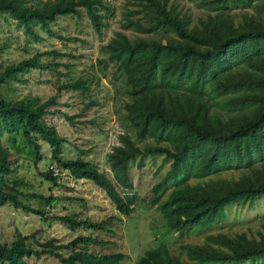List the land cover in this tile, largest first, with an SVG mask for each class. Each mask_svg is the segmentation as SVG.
I'll return each instance as SVG.
<instances>
[{"label":"trees","instance_id":"16d2710c","mask_svg":"<svg viewBox=\"0 0 264 264\" xmlns=\"http://www.w3.org/2000/svg\"><path fill=\"white\" fill-rule=\"evenodd\" d=\"M131 1L136 6L125 9L120 26L140 35L128 37L117 30L104 45L107 58L125 77L130 99L123 105L125 132L106 154L112 179L81 156H61L65 139L43 118L54 97L40 101L2 92L11 82H22L31 69H54L40 57L55 51H43L0 69V206L43 217L28 199H55L32 192L26 181H7L21 166L4 144L5 137L18 139L23 162L35 165L50 158L59 166L56 174L52 166L39 171L50 187L58 185L57 176L65 171L100 188L116 217L56 218L70 228L86 226L110 237L116 234L112 223L136 207L130 165L136 157L161 155L168 168L151 186L148 204L174 237L203 238L184 244L181 254L174 256L158 238L159 244L145 249L136 264H264V223L255 236L232 231L233 223H227L231 209L264 201V0H194L210 11L195 23L167 0ZM80 8L97 34L113 17L110 0H0V13L34 39L40 38L35 26L49 32L58 17L79 15ZM234 9L241 11L238 18ZM58 88L84 90L85 82L78 79ZM128 132L151 143L140 147ZM42 144L49 156L42 155ZM105 244L114 247L115 241L76 236L66 244L69 252L64 255L49 240L35 249L26 235L15 232L10 243H0V264H28L29 257L41 255L59 264H119L125 259L127 253L120 249L88 248Z\"/></svg>","mask_w":264,"mask_h":264},{"label":"rangeland","instance_id":"374dc122","mask_svg":"<svg viewBox=\"0 0 264 264\" xmlns=\"http://www.w3.org/2000/svg\"><path fill=\"white\" fill-rule=\"evenodd\" d=\"M113 17L100 34L94 32L91 23L82 8L79 15L60 16L50 24V31L35 26V32L40 38L34 39L26 35L13 19L0 13V69L5 65L16 62L35 53L54 50V55H43L40 61L51 63L54 69H31L22 75V82H11L2 88L4 94L11 97L33 98L40 101L54 97V103L46 109L44 115L47 124L55 127L56 132L65 140L60 154L62 157L81 156L95 165L107 177L112 179L111 171L106 163V154L119 143V135L125 132L122 127L123 105L130 99L127 94L128 86L124 75L116 69V64L110 61L104 51V45L113 33L122 30L128 37L140 35L132 29H121L120 23L125 9H134L136 4L131 0H110ZM176 9L184 13L195 23L204 17L207 8L200 7L194 0H167ZM255 13V9H246ZM236 18L241 12L233 10ZM133 16V15H131ZM85 82L84 90L59 89L60 85L75 80ZM57 111V112H55ZM134 142L143 147L149 140L139 141L134 134L128 132ZM4 144L10 146L15 163L21 168L14 170L7 181L22 180L30 186L34 193L44 196L51 195L52 201L30 197L28 204L40 209L41 215L21 212L10 205L0 206V243L8 244L15 232L26 235L27 243L33 248L40 249L42 244L50 241L54 246H60L57 251L66 255L69 248L66 244L76 236H95L97 239H114L115 245L89 246L93 252H107L120 249L127 253L119 264H136L139 256L147 248L164 241L171 255H180L184 244L198 243L202 234L191 235L187 238H176L171 232L165 231L158 213L148 204L151 186L159 180L168 168V161L161 155L135 158L130 165V177L133 193L136 195V207L129 216H120L119 222H113L111 227L116 233H100L86 226L70 228L56 218L58 215L73 216L75 219L90 218L97 221L117 212L104 192L85 179H73L63 171L57 176L58 185L50 187L42 181L39 171L58 165L47 158L39 160L35 165L23 162L22 146L16 138L4 139ZM19 147L17 150L13 149ZM42 155L49 156L47 145L42 144ZM224 176L237 173H226ZM118 189V186H117ZM119 192L124 191L118 189ZM233 223L232 231H243L246 235H256L262 231L264 223V201L256 200L245 203L228 212ZM217 231L216 229L211 232ZM222 231H225L222 229ZM62 246V247H61ZM28 264H59L55 258L48 255L29 257ZM261 264V263H259Z\"/></svg>","mask_w":264,"mask_h":264},{"label":"built area","instance_id":"2783aa9c","mask_svg":"<svg viewBox=\"0 0 264 264\" xmlns=\"http://www.w3.org/2000/svg\"><path fill=\"white\" fill-rule=\"evenodd\" d=\"M53 170V174H56L57 173V170L56 169H52Z\"/></svg>","mask_w":264,"mask_h":264}]
</instances>
